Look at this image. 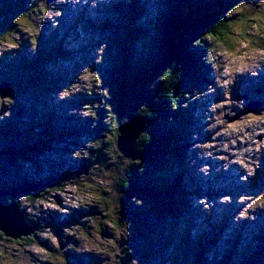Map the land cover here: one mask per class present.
Listing matches in <instances>:
<instances>
[{"label":"rangeland","instance_id":"rangeland-1","mask_svg":"<svg viewBox=\"0 0 264 264\" xmlns=\"http://www.w3.org/2000/svg\"><path fill=\"white\" fill-rule=\"evenodd\" d=\"M162 1L31 0V6L10 14L23 15L18 25L0 24L1 33L8 30L0 40V91H10L0 94V185L10 190L44 183L30 200L4 196L39 225L29 221L38 229L28 241L0 235V264H67L70 257L74 264H241L240 251L264 250L252 240L264 227V42L258 50L241 36L236 11L228 16L236 31L229 45L204 40L214 48L204 54L211 58L212 84L204 87L206 94L189 100L192 136L179 166L161 174L162 169L136 161L139 171L165 175L167 182L178 176L188 207L180 203L178 215L171 216L165 197L132 199L115 186L116 180H128L135 161L120 159L113 139L104 136L112 116L108 98L113 91L116 95L114 82L125 77L130 86L125 105L133 97L135 106L145 105L141 91L150 89L147 98L165 80L160 55L148 44L166 9ZM241 1L238 11L261 17L264 0ZM131 3L141 10L137 21L130 20ZM123 22L122 27L139 23L141 32L133 31L136 43L124 28H114ZM262 27L254 26L249 36L258 42ZM43 68L54 82L40 78ZM255 101L260 109L240 116ZM93 142L102 147L93 149ZM112 162L119 165L114 174L108 171ZM128 208L142 210L138 223L126 218ZM213 235L221 240L216 251L197 243ZM228 251L232 260L224 255ZM261 254L257 259L264 263Z\"/></svg>","mask_w":264,"mask_h":264},{"label":"trees","instance_id":"trees-1","mask_svg":"<svg viewBox=\"0 0 264 264\" xmlns=\"http://www.w3.org/2000/svg\"><path fill=\"white\" fill-rule=\"evenodd\" d=\"M30 2L31 0H15L14 2H11L10 5H7V3H4L2 0L0 4V24L5 22L9 28H11L12 25H18V22L24 20V17H22L23 15L11 16L10 14L14 11V9H24L27 5L31 6ZM165 2L166 9L164 10V13H162L161 18L156 20L154 25L155 35L151 37L152 41H149L148 43L150 46L154 45L156 47L155 53L160 55L161 61L159 62V65L163 66L166 71L165 80L163 83L157 82L158 88H156V90L158 91L154 89L155 91H153V94L147 98L145 97V94H148L150 89L144 88L141 91V95L145 98H142V103L145 105L142 104L140 106H135L134 97L128 106L125 105V91L130 88L125 77H122L119 83L118 81H116V83L114 82V85L117 87L116 95H114L113 91L112 96L108 98V100L111 101L110 108L112 109V116L110 118L111 125L107 128V132L104 136L113 139V145L117 146V156L124 160L126 158L118 147V138L120 136L119 127L128 120L130 115L137 116L143 120L145 123L144 132L135 142L132 157L129 158L132 161H135V163L132 164L135 168L126 174L128 180L125 183H122L121 181L118 182V180H116L115 186L117 187V190L128 194L132 199L138 200L139 197L137 195L140 194L143 195V198L150 196H163L165 197V200H167L164 202L165 211L168 215L176 216L178 215L177 206L180 203H183L188 207L187 199L189 198H186L188 192L182 190L183 181L178 179V176H176L171 182H167L165 175L160 177V174L157 173H152L151 175L150 172L143 173V171H139V167L136 166V161L139 160L147 163V169L154 166L153 171H159L162 169L160 171L161 174L164 169H174L179 166V163L182 161L183 151L189 150V137L192 136V133L190 132L191 128L188 127L192 124L189 106L194 104H191L189 100H193L197 96L200 97L201 94H206V92H204L205 90L203 91L204 87L209 89L212 84L210 83V79L207 74V66L211 61V58L204 56V54L213 52L214 48L212 45H208L204 40H212L216 46L218 44L223 46L225 45V47L229 45L228 42L230 40L228 39L231 38L232 34L236 31H233V27L229 22L230 19H233V16H228L230 13L232 14L233 11H236L238 15L235 16V20H237V23L242 25L241 28L243 33L241 36L246 41H252V45L256 46V49L259 50L261 47L259 46V43L264 42V37L256 38L259 40L257 42L249 36V33L254 26L257 27L258 24L264 23V5L260 10V12H263L261 17H254V14H256L255 11L251 13L237 11V8L240 10L239 6L241 5V0H163L162 5ZM15 3L17 5H15ZM46 7L47 6L44 5L45 9ZM130 8V20L137 21L141 17V10L134 3H131ZM41 10L43 11L44 9H39V11ZM3 17L6 18V20H4ZM232 22L237 24L233 20ZM255 22H257V24ZM138 25L139 23H128L127 27H123L127 30V34L130 35L134 43H136V39L133 36V31L141 32L139 28V30L136 29ZM262 28L264 29V27ZM7 31L8 30L3 31L2 33L0 32V40L6 36ZM171 44H174L177 47L176 59H173L174 61L172 60L173 62L171 61V65L167 67L162 63L167 49L171 46ZM203 47H205L204 50L201 49ZM46 52L47 55H49L48 59L52 60V52ZM148 64H150V62ZM39 75L40 78L49 83L54 82V80H51L47 75L45 68L41 69ZM131 82L133 83V81ZM198 89H200L199 94H195L190 97L188 96L189 93H194ZM93 147L95 150L100 149V147H102V142L101 144L93 142ZM38 148V146L35 147V149ZM9 149L5 152L12 151ZM176 161L178 163H176ZM116 166L119 165L112 162L108 171L114 174ZM122 167L123 166L120 168L121 173L125 170ZM170 173L171 172L169 171V174ZM173 173H175V171H173ZM138 175L142 176L139 181L136 180ZM99 182L100 184H103L102 180H99ZM256 185L257 184H255V186ZM4 189L7 188L0 185V190ZM1 199L2 203L5 204H10L12 201L9 197H3ZM124 212H128L127 215L130 213L129 216H126L127 219L129 217H135L134 219L137 220L133 221L137 223L142 217V210L136 209L133 212L128 208L124 209ZM122 221L123 220H121V222ZM30 222L36 223L32 220ZM36 224L39 225L38 223ZM214 231H219V228H214ZM258 232L259 234L253 236L252 240L258 242L261 245L260 248H264V246H262L264 245V227L258 229ZM212 237L215 238L210 239V237L207 239L202 236L197 243L201 241V246L210 244V246L215 250V247L221 240L218 235H213ZM28 240H31V238L25 239V241ZM239 253L244 255V257L242 254L240 255V258L236 257V260H240L238 261L239 263L256 264L253 260L262 256L261 253L264 254V250L257 253L254 252L256 255H253L254 253H245L244 250ZM233 254H236V252ZM224 255L229 256L232 260V254L229 253V251ZM236 256H238V254ZM257 261L260 264H264L259 259H257ZM74 262L75 259L70 257L67 264H74Z\"/></svg>","mask_w":264,"mask_h":264},{"label":"water","instance_id":"water-1","mask_svg":"<svg viewBox=\"0 0 264 264\" xmlns=\"http://www.w3.org/2000/svg\"><path fill=\"white\" fill-rule=\"evenodd\" d=\"M169 58V60H168ZM173 60V56L166 54L164 62L162 64L169 65ZM9 84H7L8 86ZM10 86V85H9ZM10 91H0L2 96L9 95ZM249 108V107H248ZM250 108H254V104ZM145 123L137 116L130 115L128 120L120 125L119 133L122 134L119 138L118 147L125 156L130 157L128 151H131L134 147L135 141L144 132ZM38 186L28 187L23 186L21 188H15L10 190H0V197L2 195L17 196L19 194L27 195L28 190H35ZM22 218L18 214V210L15 204H5L0 200V235L9 239H26L32 238V232L35 231L34 224H28L21 213Z\"/></svg>","mask_w":264,"mask_h":264},{"label":"bare ground","instance_id":"bare-ground-1","mask_svg":"<svg viewBox=\"0 0 264 264\" xmlns=\"http://www.w3.org/2000/svg\"><path fill=\"white\" fill-rule=\"evenodd\" d=\"M176 53H177V47L174 45V44H171V46L167 49V52H166V54H173V55H175L176 56ZM166 54H165V56H164V59H165V57H166ZM168 60H169V58H168ZM163 62H164V60H163ZM163 65H165V64H163ZM260 72L258 73V77L257 78H259V77H263V76H260ZM259 83V82H258ZM262 83V82H261ZM261 83H259V84H261ZM8 84H10V83H8ZM254 87H256V86H258L256 83L253 85ZM261 88H263V87H261ZM260 89V88H259ZM256 91H258V89H256ZM254 104V108H246L245 109V111L240 115V116H245L246 114H248L249 112H253V113H255V112H257V110L258 109H260V106H261V102L260 101H255V103H253ZM120 134V136H119V138H121V136H122V134L121 133H119ZM140 137V136H139ZM118 138V139H119ZM138 140V139H137ZM136 140V141H137ZM135 141V142H136ZM119 142H120V140H119ZM134 148V147H133ZM132 152H133V149L131 150V151H128V154L130 155L131 154V156L130 157H127V156H125V154H124V156H125V158H131L132 157ZM250 165H252L253 166V163L252 162H250ZM38 185H40V184H33V183H25V184H23L22 186H20V187H18V188H21V187H23V186H28V187H33V186H38ZM43 185V184H42ZM17 188V189H18ZM35 190H28V192H29V194H27V195H22V194H19V195H17L16 196V199L20 196H30L31 195V193L32 192H34ZM4 196H6V195H2L1 197H0V200H1V198L2 197H4ZM15 202V200H13V201H11L10 202V204L9 205H11L12 203H14ZM16 205V204H15ZM17 207V206H16ZM17 210H18V214H19V216H20V218H22V215H21V213L23 214V217H24V219L26 220V222L28 223V224H30L29 222H28V220L26 219V217H25V214L17 207ZM35 229H38V227L36 226V228ZM34 232H32L31 234H33ZM18 240H22V239H18ZM87 248V247H86Z\"/></svg>","mask_w":264,"mask_h":264},{"label":"clouds","instance_id":"clouds-1","mask_svg":"<svg viewBox=\"0 0 264 264\" xmlns=\"http://www.w3.org/2000/svg\"><path fill=\"white\" fill-rule=\"evenodd\" d=\"M121 6L120 5H117V6H115V8H114V17H115V12L118 10V8H120ZM120 15H121V13H120ZM123 24H124V22L123 23H114V28H117V27H122L123 26ZM123 28V27H122ZM127 31V30H126Z\"/></svg>","mask_w":264,"mask_h":264},{"label":"flooded vegetation","instance_id":"flooded-vegetation-1","mask_svg":"<svg viewBox=\"0 0 264 264\" xmlns=\"http://www.w3.org/2000/svg\"><path fill=\"white\" fill-rule=\"evenodd\" d=\"M7 150H8V149L5 148L3 151L5 152V151H7ZM7 153H10V152H7ZM31 183H32V182H31ZM39 184H44V183H40V182H39ZM31 195H32V194H31ZM31 195H30V196H31ZM42 195H43V194H42ZM30 196H28L27 199H28V198H31ZM19 197H20V196H19ZM19 197H18V198H19ZM18 198H17V199H18ZM28 200H30V199H28ZM27 207L29 208L30 206L27 205ZM41 228H42V230H43V229H45L46 227H45V226H41Z\"/></svg>","mask_w":264,"mask_h":264},{"label":"snow or ice","instance_id":"snow-or-ice-1","mask_svg":"<svg viewBox=\"0 0 264 264\" xmlns=\"http://www.w3.org/2000/svg\"><path fill=\"white\" fill-rule=\"evenodd\" d=\"M238 11V10H237Z\"/></svg>","mask_w":264,"mask_h":264}]
</instances>
